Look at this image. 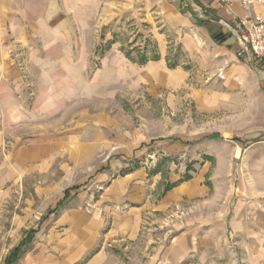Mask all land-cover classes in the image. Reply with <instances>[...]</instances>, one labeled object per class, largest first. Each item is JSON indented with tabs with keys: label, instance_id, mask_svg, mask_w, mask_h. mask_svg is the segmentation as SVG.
Here are the masks:
<instances>
[{
	"label": "crops",
	"instance_id": "obj_1",
	"mask_svg": "<svg viewBox=\"0 0 264 264\" xmlns=\"http://www.w3.org/2000/svg\"><path fill=\"white\" fill-rule=\"evenodd\" d=\"M123 10L161 14L168 30L179 35L185 57L203 52L213 59V68L225 74L224 88L192 90L190 68L170 58L166 34L158 30L152 34L154 54L145 42L131 60L120 50L123 45L111 43L106 54L94 57L99 30L92 20ZM254 12L264 16V2ZM246 13L240 3L218 0H0V167L20 178L60 162L64 174L53 184L61 185V200L66 189L87 181L70 192L58 212L50 206L51 213L32 227L36 238L18 264H120L122 251L116 249L136 243L144 223L163 221L169 210L187 203L196 214L175 224L169 245L139 264H264L263 196L230 198L220 206L205 181L212 170L208 161L193 164L191 179L167 192L161 172L138 166L118 173L116 155L124 153L130 162L136 144L156 136L130 131L114 117L118 110L98 111L93 102L96 86L103 96H165L175 111L183 106L176 94L186 88L182 99L193 96L201 111L242 92L250 104L264 102V59L252 63L236 56L239 19ZM171 125L170 138L178 129ZM168 140L156 153L171 155L176 145ZM100 162L105 169L90 178ZM53 184L43 192L55 191ZM225 221L235 243L222 242Z\"/></svg>",
	"mask_w": 264,
	"mask_h": 264
},
{
	"label": "rangeland",
	"instance_id": "obj_2",
	"mask_svg": "<svg viewBox=\"0 0 264 264\" xmlns=\"http://www.w3.org/2000/svg\"><path fill=\"white\" fill-rule=\"evenodd\" d=\"M150 12L147 15L123 10L120 16L107 18L100 16L93 19L92 27H97L99 30L95 35L97 52L94 57L100 58L102 54H106L113 43L123 45L120 50L131 60L138 56V51L142 50L145 42L148 43L149 54L151 52L154 54L152 34L157 33L158 30L166 34L170 58L177 57L179 62H186L190 68L192 75L188 84L192 90L210 84L218 89L224 88L225 74H222V70L213 68V59H205L203 55H208L207 53L196 52L197 54L189 60L185 57L184 45L177 41L179 35L168 30L161 14ZM96 64L100 67V60H96ZM211 72L213 74H210ZM210 76L211 78L208 79ZM117 88V86L115 89L112 87L110 90L113 92ZM186 90L182 89L176 94L183 106L175 111L168 108L165 96L158 99L146 96L143 98L142 94L128 96L104 94L103 96L104 89H97L96 86L97 95L93 102L98 111L113 107L118 110L114 117L130 131L143 129L148 134L156 136L151 141L136 144V151L134 150L133 156L129 157L130 162L123 158L127 156L126 154L116 155V165L121 168L118 173L138 166L152 169L151 173L161 172L167 183V192L191 179L194 171L193 164H203L208 161L212 165V170L208 175L210 179L207 176L205 181L212 188L213 196L218 199L220 206L230 198L250 200L264 197V112L262 109L264 102L258 100L250 104L247 102V95L242 92L239 96L241 98L232 95V98L219 102L218 107L201 111L196 106L193 96H186L187 101L182 99L187 93ZM233 91L236 92V90ZM121 108L124 110L122 111ZM173 111L174 114H172ZM171 121L177 124L178 129L177 133L170 138ZM166 139H172L167 142L176 145L171 155L166 150L156 153V146H161L162 149ZM206 142L209 145L206 146L204 144ZM205 146L206 148L202 149ZM6 147H10V143ZM97 168L92 171L90 178L103 172L104 163L100 162ZM62 174L64 172L60 162L52 164L43 172L37 171L20 178L11 168L0 167V264H4L5 258L14 250V247L29 236L30 231L34 230L32 227L37 228L46 218V213H51V211L48 212L50 206H56L52 213L58 212L61 185L56 186L53 183L58 181ZM170 175L180 177L177 181H171ZM90 178L86 180L89 181ZM50 183L55 186V191L43 192V188ZM86 185L87 181L77 183V186L69 190L71 192L82 189ZM193 206V203H187L182 207L176 206L168 211L163 221L144 223L143 232L135 241L136 243L130 246L126 241L120 246L121 249L115 247L117 252L122 251L119 254L120 264H139L152 260L150 257L153 252L169 245L170 236L176 230L175 224L196 214ZM224 226L227 229L226 237L222 242L235 243V238L230 236L232 228L226 221ZM34 232L36 234V231ZM35 234L26 252L32 248ZM155 264H161V262L158 260ZM236 264L240 263L236 261Z\"/></svg>",
	"mask_w": 264,
	"mask_h": 264
},
{
	"label": "built area",
	"instance_id": "obj_3",
	"mask_svg": "<svg viewBox=\"0 0 264 264\" xmlns=\"http://www.w3.org/2000/svg\"><path fill=\"white\" fill-rule=\"evenodd\" d=\"M223 5L240 3L247 13L239 19L238 41L236 52L238 58H245L254 63L264 59V16L254 12L256 5L264 0H218Z\"/></svg>",
	"mask_w": 264,
	"mask_h": 264
},
{
	"label": "trees",
	"instance_id": "obj_4",
	"mask_svg": "<svg viewBox=\"0 0 264 264\" xmlns=\"http://www.w3.org/2000/svg\"><path fill=\"white\" fill-rule=\"evenodd\" d=\"M69 193L70 190L69 189L66 190L65 197L59 201L57 209H59V207H61L66 202L65 199L69 196ZM30 232L31 233L29 234V236L25 237L17 246L14 247V250L7 255L4 264H18L19 260L24 255L27 248H29L28 246L30 245L33 236L35 234L34 231H30Z\"/></svg>",
	"mask_w": 264,
	"mask_h": 264
}]
</instances>
